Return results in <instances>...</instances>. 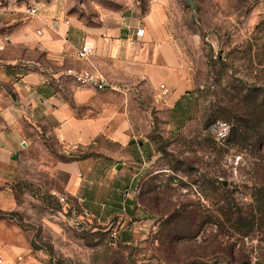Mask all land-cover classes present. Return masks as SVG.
<instances>
[{"label": "rangeland", "instance_id": "obj_1", "mask_svg": "<svg viewBox=\"0 0 264 264\" xmlns=\"http://www.w3.org/2000/svg\"><path fill=\"white\" fill-rule=\"evenodd\" d=\"M150 13L164 16L189 90L174 98L142 82L116 92L131 124L126 150L100 137L91 146L117 159L75 153L92 157L80 195L87 205L98 196L107 217L68 195V154L46 135L0 165V242L26 255L16 264L264 263V148L234 134L264 89V0H0V35L42 15L77 38ZM76 53L93 64L96 54ZM130 146H143L141 156L130 158ZM115 182L109 196L95 192ZM241 213L250 223L239 231Z\"/></svg>", "mask_w": 264, "mask_h": 264}, {"label": "crops", "instance_id": "obj_2", "mask_svg": "<svg viewBox=\"0 0 264 264\" xmlns=\"http://www.w3.org/2000/svg\"><path fill=\"white\" fill-rule=\"evenodd\" d=\"M50 24L49 16L41 15L20 31L0 35V165H9V159H16L25 146H39L44 135L61 143L66 155L97 151L104 155L99 156L102 159H117L116 154L99 152L102 146H91L105 137L126 150L123 145L130 137L131 124L116 92L144 82L161 93L164 87L180 98L190 88L162 14L150 13L143 20L131 19L91 34L82 30L77 38L70 36L71 24ZM139 30L142 36L137 35ZM84 43L94 48L93 64L111 88L100 92L65 78L68 68L87 67L74 59L77 47ZM142 147L130 146V158L141 156ZM91 159L61 162L60 167L70 176L66 192L93 217H107L109 213L106 216L105 210L98 209V196H92L87 205L80 195L82 167ZM111 170L105 168V175ZM134 179L133 175L125 186L132 185ZM111 186L120 187L115 182L95 192L100 197L109 196L114 192ZM102 203L105 206L107 202ZM9 262L16 264L13 257Z\"/></svg>", "mask_w": 264, "mask_h": 264}, {"label": "built area", "instance_id": "obj_3", "mask_svg": "<svg viewBox=\"0 0 264 264\" xmlns=\"http://www.w3.org/2000/svg\"><path fill=\"white\" fill-rule=\"evenodd\" d=\"M137 35L142 36L143 31L139 30ZM94 55V48L88 44H84L77 51L76 58L78 61H90ZM65 75L73 79L80 87H92L100 92L111 88L104 75L100 72V69L92 63L81 69H67ZM58 198L62 203H67L68 201L65 196H58ZM11 257H14L16 263H23L26 255L23 253L15 254L12 247L0 242V264H7V260Z\"/></svg>", "mask_w": 264, "mask_h": 264}, {"label": "trees", "instance_id": "obj_4", "mask_svg": "<svg viewBox=\"0 0 264 264\" xmlns=\"http://www.w3.org/2000/svg\"><path fill=\"white\" fill-rule=\"evenodd\" d=\"M246 95L247 96L253 95V91L249 90ZM255 96L259 98L256 99L247 107L245 112L247 119L241 122L240 129L238 128V130L234 132V134H236V136H239V139H248V137H250L252 140L256 142V144H259V146H253V147L260 150L264 148V133L262 132V130H260L262 129V122L264 118V89H260V92L255 94ZM226 121L230 122V120H226ZM89 157L90 155L88 154L86 155L83 154L82 156L69 154L67 155L66 158L70 161H81ZM262 191L264 192V188H262ZM263 206H264V197H263ZM260 214L264 215V208L262 211H260ZM232 216L234 215L232 214ZM233 219H234L233 220L234 228L238 229L239 231L241 229H244L245 225L248 226V224L250 223L242 213L238 214L235 218L233 217Z\"/></svg>", "mask_w": 264, "mask_h": 264}, {"label": "water", "instance_id": "obj_5", "mask_svg": "<svg viewBox=\"0 0 264 264\" xmlns=\"http://www.w3.org/2000/svg\"><path fill=\"white\" fill-rule=\"evenodd\" d=\"M15 158H16V156H15ZM257 264H264V263H262V262H258Z\"/></svg>", "mask_w": 264, "mask_h": 264}]
</instances>
